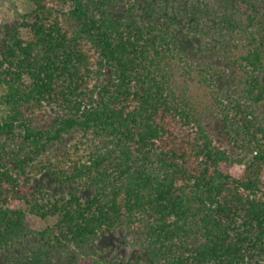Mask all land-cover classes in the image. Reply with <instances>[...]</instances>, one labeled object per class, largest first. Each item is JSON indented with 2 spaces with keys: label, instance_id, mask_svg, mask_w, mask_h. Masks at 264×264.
I'll return each instance as SVG.
<instances>
[{
  "label": "trees",
  "instance_id": "obj_1",
  "mask_svg": "<svg viewBox=\"0 0 264 264\" xmlns=\"http://www.w3.org/2000/svg\"><path fill=\"white\" fill-rule=\"evenodd\" d=\"M27 3L0 36V264H264L263 0Z\"/></svg>",
  "mask_w": 264,
  "mask_h": 264
},
{
  "label": "rangeland",
  "instance_id": "obj_2",
  "mask_svg": "<svg viewBox=\"0 0 264 264\" xmlns=\"http://www.w3.org/2000/svg\"><path fill=\"white\" fill-rule=\"evenodd\" d=\"M264 2V0H263ZM29 9L27 0H0V36L3 30L6 27L11 26L13 22L18 23L22 20L23 14L27 12ZM2 114V111L0 110V115ZM215 119V118H214ZM212 121V119H211ZM212 128L213 130H216V133H220V131L217 128V122L212 121ZM231 172L235 176H239L242 171L243 167L234 165L230 168ZM263 181H264V175H263ZM54 221L52 219H41L40 217L26 212V223L27 225L34 229V230H40L44 228L46 225L52 224ZM106 242L109 243H116L115 239L107 238Z\"/></svg>",
  "mask_w": 264,
  "mask_h": 264
}]
</instances>
